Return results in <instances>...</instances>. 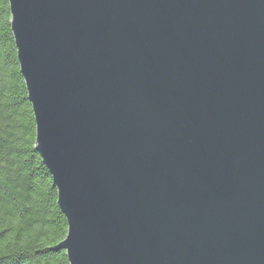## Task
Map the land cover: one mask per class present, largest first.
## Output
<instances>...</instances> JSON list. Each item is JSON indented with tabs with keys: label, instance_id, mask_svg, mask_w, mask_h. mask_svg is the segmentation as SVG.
<instances>
[{
	"label": "water",
	"instance_id": "95a60500",
	"mask_svg": "<svg viewBox=\"0 0 264 264\" xmlns=\"http://www.w3.org/2000/svg\"><path fill=\"white\" fill-rule=\"evenodd\" d=\"M70 264H264V0H9Z\"/></svg>",
	"mask_w": 264,
	"mask_h": 264
},
{
	"label": "trees",
	"instance_id": "16d2710c",
	"mask_svg": "<svg viewBox=\"0 0 264 264\" xmlns=\"http://www.w3.org/2000/svg\"><path fill=\"white\" fill-rule=\"evenodd\" d=\"M0 0V264H70L53 249L68 232L53 176L36 149V119Z\"/></svg>",
	"mask_w": 264,
	"mask_h": 264
}]
</instances>
